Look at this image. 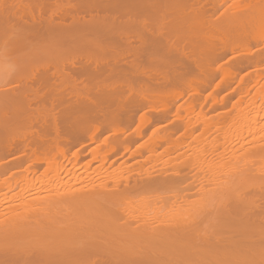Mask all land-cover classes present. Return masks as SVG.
Instances as JSON below:
<instances>
[{"label":"bare ground","instance_id":"1","mask_svg":"<svg viewBox=\"0 0 264 264\" xmlns=\"http://www.w3.org/2000/svg\"><path fill=\"white\" fill-rule=\"evenodd\" d=\"M0 59V264H264V0H0Z\"/></svg>","mask_w":264,"mask_h":264},{"label":"rangeland","instance_id":"2","mask_svg":"<svg viewBox=\"0 0 264 264\" xmlns=\"http://www.w3.org/2000/svg\"><path fill=\"white\" fill-rule=\"evenodd\" d=\"M0 61H1V63H4V64H6V62L5 61H3L2 59H0ZM2 67L0 66V79H2V77H3V70L1 69ZM242 85L241 84H238V82L236 83H234L233 85H232V88L233 87H237V88H239V87H241ZM254 89H255V87H251V89H250V92H251V94H252V92L254 91ZM231 90V89H230ZM229 90V91H230ZM208 91L209 90H205L204 92H203V95H202V98H201V100H203L204 101V99H205V95L206 94H208ZM215 96H217V98H221V97H223L224 99H225V101L227 102V105H226V107H227V109H223V110H226V111H224L225 113H233V112H235V109L234 108H230V106H231V104L233 103V102H235L236 100H237V98L239 97L238 95H236V94H234L233 92H228V91H223V92H221V93H216L215 94ZM188 97V96H187ZM211 96H209V98H207L206 99V101H204V104L202 105L203 107H202V109H201V112L202 113H204V114H206L207 116H210L211 115V111L213 110V109H211ZM189 100V98H187L186 100H184V99H179V100H177L176 101V103H175V105L176 106H180L181 107V109H179V112L181 113V114H183V113H185V111H184V109H183V107L185 106V104L187 103V101ZM214 112H216V111H212V113H214ZM194 114V113H193ZM251 113H249V115H250ZM194 119H195V117L192 115V118H191V121L193 120L194 121ZM162 124V123H161ZM191 126H193L192 124H191ZM197 127V130L199 131L200 129H199V125H197L196 126ZM152 129H153V126L152 125H150V126H148L147 128H145L144 130H143V133H144V135H143V137L144 138H139V139H136V141L134 142V144L133 145H138V144H140V143H142V142H144L145 140H146V138L148 137L147 135L148 134H150V132L152 131ZM180 130H176V133L175 134H173L172 136H174V137H178V135L179 134H183V132H184V134H185V136H187V139H188V142L189 143H194V138L192 137V136H194L195 134H197V130H196V128L194 127V130H193V133H195V134H193L192 136H190L189 134L190 133H192V128H185L186 129V131H184V129L182 130L181 128H179ZM160 131H162L163 130V128H162V130L161 129H159ZM197 131V132H196ZM210 138V139H209ZM208 140H211V135L207 138V141ZM209 142V141H208ZM94 144L93 143H90V144H87V147L85 146L84 148H86L87 150H88V148H91L92 146H93ZM160 148V149H159ZM158 148V150L157 151H163L164 150V148L163 147H159ZM189 151V150H188ZM86 152V151H85ZM190 152V151H189ZM128 152H124L121 156L119 155V156H114L113 158H114V165H112L113 167L114 166H117L118 165V163H120L121 161H123V160H126V162L127 163H132V162H135L136 160H138V159H140L139 157H135V158H129L128 157ZM209 157H211V155L210 156H207V158H209ZM95 164V163H94ZM92 165H93V163H92ZM193 173V172H192Z\"/></svg>","mask_w":264,"mask_h":264},{"label":"flooded vegetation","instance_id":"3","mask_svg":"<svg viewBox=\"0 0 264 264\" xmlns=\"http://www.w3.org/2000/svg\"><path fill=\"white\" fill-rule=\"evenodd\" d=\"M67 60L63 61L64 62V65H66L67 67H73V66H85L88 62L86 61V57L84 56H81L79 58H72V57H69V58H66ZM127 60V59H126ZM65 66V67H66ZM37 105H39V102L36 103ZM45 104V103H44ZM35 105V104H34ZM33 105V107H35ZM47 106H48V103H47Z\"/></svg>","mask_w":264,"mask_h":264},{"label":"clouds","instance_id":"4","mask_svg":"<svg viewBox=\"0 0 264 264\" xmlns=\"http://www.w3.org/2000/svg\"><path fill=\"white\" fill-rule=\"evenodd\" d=\"M5 82H6L5 80L0 79V84H3V83H5Z\"/></svg>","mask_w":264,"mask_h":264}]
</instances>
